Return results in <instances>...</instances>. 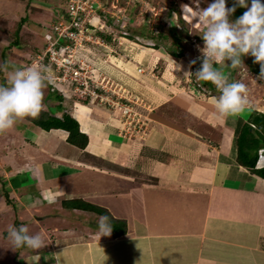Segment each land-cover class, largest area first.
<instances>
[{
	"label": "crops",
	"instance_id": "crops-1",
	"mask_svg": "<svg viewBox=\"0 0 264 264\" xmlns=\"http://www.w3.org/2000/svg\"><path fill=\"white\" fill-rule=\"evenodd\" d=\"M21 1L24 10L37 9L28 18L36 17L38 21H33L43 26L47 19L42 13L51 9V1ZM56 13L54 20L60 11ZM20 14L14 15L12 26L18 25ZM25 27L21 26L22 38L12 49L28 54L45 42L42 36L43 45L26 44ZM136 66L139 63L135 70ZM223 73L228 83L238 82L235 70ZM246 84L248 104L235 115H222L216 109L213 101L221 94L216 86V97L199 94L198 99L154 88L152 99L162 101L148 113L153 125L134 139L123 135L121 112L111 104L113 100L104 104L85 100L71 90L68 95L61 93V101L45 84L44 100L56 114L77 119L89 142L81 148L68 140L67 130L43 129L30 116L17 117L12 134L1 132L0 136H7L0 145L7 163L0 166V191H10L14 197L8 194L0 206V218L6 213L0 244H11L1 227L17 228V224L27 226L30 235L42 234L47 244L9 256L5 251L0 262L264 264V178L238 162L237 143L238 128L254 110L264 112V85L260 96L259 87ZM44 100L43 109L48 110ZM258 166H264V146L259 149ZM90 204L125 220L126 233L114 235L112 230L100 235L98 220L103 214L94 212V217L84 211Z\"/></svg>",
	"mask_w": 264,
	"mask_h": 264
},
{
	"label": "rangeland",
	"instance_id": "rangeland-1",
	"mask_svg": "<svg viewBox=\"0 0 264 264\" xmlns=\"http://www.w3.org/2000/svg\"><path fill=\"white\" fill-rule=\"evenodd\" d=\"M17 1L20 4L15 3V0H0V84L3 77L9 78L15 71L12 70V68L9 69L5 67V61L8 60V58L13 57L9 60L10 63L15 61L20 63L29 58V56L26 57V55L30 53H22V49H18V47L12 49L16 43L13 42L16 36V29L19 28L20 36L21 26L23 24H26L27 27L31 25V27H25L26 29L23 36H25L26 40L24 41L26 44L30 42L29 44H31L30 46L32 48L37 41V44L43 45L41 37L45 35L51 27L52 21L58 15L56 12L61 10L64 6L67 7V0H55L56 4L52 2L54 0H50L49 6L51 9L47 8L46 15L42 13L46 16L47 20L43 26H40L34 22L38 21L36 17L33 18L34 21L28 18L30 13L31 16H35V10L37 9L34 10V6H32L29 11L27 9L24 10L25 5L22 1ZM32 1L38 2L39 4L44 3V0ZM109 2L111 4L109 7L104 6V10L107 12L106 14H108V17L105 19V30L108 32L112 31L113 36L125 35L128 38L122 48H118L119 52L121 51L120 53H124L123 56L112 54V56L107 58L105 54L100 59L96 57L95 62L96 64L99 63V68H101L100 72L102 71L108 75L111 74V77L115 79L114 85L112 86V89L114 90L115 88L116 90L113 91L115 104L112 105L117 106L118 110L121 112L120 120L124 136L132 139L140 138L145 135V131L151 129L153 119H150L148 113L152 111V107L162 101L161 99H152L151 94H153L154 88L160 89V91L162 89L167 94L176 93L184 94L185 96L188 95V97L193 99H198L197 95L199 94H201V96L204 94L212 97L214 93H216L214 89L204 86L203 80H199L197 77V73L201 69L205 59L204 49L206 48V44L203 34L207 26L202 24L198 18H191L184 15L181 8L183 4H189L194 9H197V5L193 3V0H109ZM212 2L213 0H200L199 9L206 8ZM38 6L40 7L42 5ZM249 6L250 0H248V4L244 6L245 10H247ZM56 9L57 11H55ZM38 10L45 12L44 8L41 7ZM40 11L37 13L41 14ZM25 12H27V16ZM16 13H21L20 16L17 17L18 19L16 18L18 21L15 20L16 23L18 22V25L12 26L14 21L11 22V20L14 19ZM239 16L235 15V17L231 19L228 15V20L230 23L235 22ZM97 17V22L93 20V23L99 27L104 26L105 23L103 24V22L99 20V16ZM107 22H109V24H107ZM36 32L39 38L36 37ZM20 37L22 38V36ZM154 46L158 48H152ZM180 51L182 52L181 55L178 54ZM24 55L25 57H23ZM240 59L242 63L235 68L231 67V60L228 58L220 62H215L214 60H210V62H212L213 67L218 70L219 68L224 70L229 69L230 71L235 70L237 78H239V80L237 79L238 82L245 84L247 90H249V88L246 81L254 83L255 88L259 87V89L256 90L259 95L262 96L261 94H263V92L261 90L264 85V80L253 71L248 63V61L253 60L254 57L250 54H242ZM193 60H195V63H191ZM131 61L134 63L132 64ZM135 63H139V66L136 67L141 68V70H137L142 72L143 76L138 75L137 70L134 69ZM141 64H144V67L141 66ZM117 65H121V69L116 67ZM20 68H22V66ZM224 70L221 71L224 72ZM58 88L67 95L70 94V87L68 85L61 84L58 85ZM139 90H143L142 92L145 97L141 95ZM105 93L106 92H104L103 95H105ZM58 94L60 93L58 92ZM214 96L216 97V95ZM110 97L111 96H109V98ZM96 100L102 104H104L105 101H109L108 98L103 100L98 98ZM260 102L262 103L263 101ZM44 104L46 108L52 107L47 100H44ZM126 107L129 109L127 110ZM139 126L142 127L139 128ZM12 128L14 130V125ZM7 131H9L10 134L13 133L10 129H7ZM6 137V135L0 136V145L5 141ZM1 153H5V150L0 152V166L4 167L7 162ZM8 157L10 159L12 158L10 155H8ZM11 162L13 163L15 160L13 159ZM8 194L10 195L9 197H14L13 193L10 191H6L5 194L0 191V206L4 205V199L7 202L9 199L7 196ZM84 209V211L87 210V213L91 216H96L94 214L95 211ZM94 217H92V221L95 219ZM5 218L6 213L3 212L0 218V224H6ZM83 219L84 216L82 215L80 220ZM16 226L18 229L21 225L17 224ZM1 229L7 232L8 227L6 229L1 227ZM5 246V244H0V255H4L6 251V254L9 256L18 251L21 252L27 249L26 247L14 248L12 243L8 244L4 249ZM2 263L4 264L6 262H0V264ZM9 263L10 262L6 264ZM48 263L54 264L55 262L51 260ZM12 264H20V262L16 260Z\"/></svg>",
	"mask_w": 264,
	"mask_h": 264
},
{
	"label": "clouds",
	"instance_id": "clouds-1",
	"mask_svg": "<svg viewBox=\"0 0 264 264\" xmlns=\"http://www.w3.org/2000/svg\"><path fill=\"white\" fill-rule=\"evenodd\" d=\"M193 3L197 5V9L189 4L181 6L184 15L198 18L207 26L203 34L206 44L205 59L197 77L199 80L212 82L221 90L219 98L213 101L220 114H238L248 104L245 84L235 81L228 83L227 75L214 68L210 60L220 62L228 58L231 60V67L235 68L242 63V54H250L254 57V62L260 63L259 77L264 79V2L250 0L247 10L231 23L228 15L235 12L237 6H246L248 0H236L231 7L227 6V0H213L204 9H199L200 0H193ZM65 8L62 7L63 10ZM62 9L59 10L60 15ZM191 63H195V60ZM8 81V85L0 84V132L12 128L17 117L38 116L44 107L45 83L36 64L15 70ZM54 86L59 95L65 93L55 84ZM72 94L75 95L73 92ZM98 229L100 235H110L112 224L108 215L100 216ZM7 232L14 248L37 250L47 244L46 237L40 233L30 235L25 225L18 229L10 225Z\"/></svg>",
	"mask_w": 264,
	"mask_h": 264
},
{
	"label": "built area",
	"instance_id": "built-area-1",
	"mask_svg": "<svg viewBox=\"0 0 264 264\" xmlns=\"http://www.w3.org/2000/svg\"><path fill=\"white\" fill-rule=\"evenodd\" d=\"M104 9L102 0H67V7L45 33L44 46L30 54L24 67L36 64L44 80L56 86L66 84L80 98H108L115 104L116 90L112 89L115 79L100 72L95 58L105 54L107 58L112 54L122 56L118 48H122L127 38L114 35L108 42L95 33L96 29L105 30L108 16L102 13ZM97 16L104 26L93 23Z\"/></svg>",
	"mask_w": 264,
	"mask_h": 264
},
{
	"label": "trees",
	"instance_id": "trees-1",
	"mask_svg": "<svg viewBox=\"0 0 264 264\" xmlns=\"http://www.w3.org/2000/svg\"><path fill=\"white\" fill-rule=\"evenodd\" d=\"M103 5L109 7L111 4L109 0H102ZM264 2V0H262ZM236 3V0H227V6L231 7L233 4ZM245 10V7L237 6L234 14L238 16L241 15ZM105 11H102L104 13ZM107 13V12H106ZM231 14V13H230ZM109 24V22H107ZM21 25V24H20ZM95 33L105 39L106 41L110 42L112 40L113 34L112 31L100 30L96 29ZM15 38L13 42L19 43V28L15 31ZM125 36V35H124ZM126 37V36H125ZM128 38V37H126ZM41 49V47H36L30 54L35 53ZM181 51L178 53L181 55ZM30 54L28 56H30ZM10 58L6 60L5 67L12 70H16L21 66H25L27 60L25 62L17 63L12 62L10 63ZM248 63L252 67L253 71L259 75L260 73V63L254 62L253 60H249ZM264 80V79H263ZM9 81L8 78L3 77L1 84L8 85ZM44 83L50 87L49 89L51 92H56L57 89L54 84L49 83L47 80H44ZM204 86H208V88L214 89V85L210 81H203ZM217 87V86H216ZM60 100L62 101L64 96L59 95ZM31 121H33L36 125L41 126L43 129L51 130L54 128H62L68 131V140L73 144L85 148L89 142V137L86 133L82 132L79 127V123L77 119L71 116L68 113L64 114H56L54 109L48 108L42 109L38 116L36 117H29ZM238 162L242 165L249 167V169L261 177L264 178V166H258L259 160V149L264 146V112H260L254 110L251 114L249 120H247L242 127L238 128ZM255 151V152H254ZM86 209L93 210L97 213L108 215L110 217V221L112 223V230L114 235H121L126 233L127 223L123 219H118L113 217L111 212L102 206L90 204L85 206Z\"/></svg>",
	"mask_w": 264,
	"mask_h": 264
},
{
	"label": "bare ground",
	"instance_id": "bare-ground-1",
	"mask_svg": "<svg viewBox=\"0 0 264 264\" xmlns=\"http://www.w3.org/2000/svg\"><path fill=\"white\" fill-rule=\"evenodd\" d=\"M107 15H108V14H107ZM94 21L97 22V19L95 18ZM104 29H105V28H104Z\"/></svg>",
	"mask_w": 264,
	"mask_h": 264
}]
</instances>
